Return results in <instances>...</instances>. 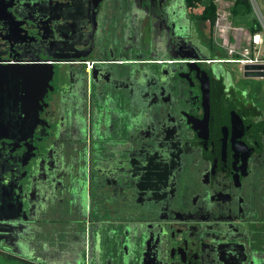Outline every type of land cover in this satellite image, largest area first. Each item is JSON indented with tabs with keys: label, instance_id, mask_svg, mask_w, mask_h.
<instances>
[{
	"label": "flooded vegetation",
	"instance_id": "1",
	"mask_svg": "<svg viewBox=\"0 0 264 264\" xmlns=\"http://www.w3.org/2000/svg\"><path fill=\"white\" fill-rule=\"evenodd\" d=\"M195 8L0 0V254L121 264L94 223L143 219L135 264H262L264 101L204 61Z\"/></svg>",
	"mask_w": 264,
	"mask_h": 264
},
{
	"label": "built area",
	"instance_id": "2",
	"mask_svg": "<svg viewBox=\"0 0 264 264\" xmlns=\"http://www.w3.org/2000/svg\"><path fill=\"white\" fill-rule=\"evenodd\" d=\"M253 16L254 29L235 25L228 11L217 12L213 24V42L215 47L225 55V58L215 57L205 61L229 62L238 65L242 74L246 65L253 66L250 71L262 72L263 75L255 76L264 78V16L255 0H249Z\"/></svg>",
	"mask_w": 264,
	"mask_h": 264
},
{
	"label": "rangeland",
	"instance_id": "3",
	"mask_svg": "<svg viewBox=\"0 0 264 264\" xmlns=\"http://www.w3.org/2000/svg\"><path fill=\"white\" fill-rule=\"evenodd\" d=\"M205 1L206 0H202V3L200 5H198L195 9H193V11L195 13H199L200 10L202 9V5H203V3H205ZM255 1L258 5L260 11L262 12V14L264 16V0H255ZM216 4H217V12H222V11L227 12L228 7L230 6L231 3L228 0H216ZM182 14H183V18L186 20L184 10H183ZM252 18H253L252 14H249L245 17H241V18L235 20L234 23H235V25L242 26V27H244V29H246L248 27V24L252 20ZM186 22H187V20H186ZM189 27H190L189 22H187L186 29H188V31L191 28V27L190 28ZM192 29H194V31ZM192 29L190 30V32L192 33L193 38L195 39L196 43L201 48L200 49L201 53H203L206 57H209V58H215V57L225 58V55H223V54L218 55L219 50L217 49L218 50V52H217L215 49L216 47H214V49H212L206 45L205 41L203 39H201L202 36H200V31H198V29L196 27L192 28ZM202 31L206 37L210 35V28L208 26V23H206L205 27L202 28ZM211 36H212V40H213V29H211ZM212 67L223 76V78L226 80V82H229V84H231L235 88H239V89L244 90V92L247 94L248 97L253 98L252 96L259 94L261 96L262 100L264 101V78L243 76L242 72L238 68V65L235 63L213 62ZM59 70H60V67L57 65L56 66V74L59 73ZM22 245L23 246H19V244H18L17 247H12L11 245L4 246V248L6 249L4 252L6 254H8L11 258L16 259L19 262L23 261L21 259V258H24L23 256H21V254H23V253H24L23 255L27 254L29 257H32V258L35 257L37 259H40L43 262H47L52 256L51 253L48 254L49 251H48V249H46L45 246L40 248V249L34 250V249H32L31 244L29 245V249L26 248L25 244H22ZM7 250H9V251H7Z\"/></svg>",
	"mask_w": 264,
	"mask_h": 264
},
{
	"label": "water",
	"instance_id": "4",
	"mask_svg": "<svg viewBox=\"0 0 264 264\" xmlns=\"http://www.w3.org/2000/svg\"><path fill=\"white\" fill-rule=\"evenodd\" d=\"M177 32H181V28L177 27ZM184 57V56H182ZM196 59L204 60L197 56H191ZM205 61V60H204ZM246 70L243 73L245 77H255L263 75L262 72L250 71L253 66L246 65ZM78 184L74 183L72 185V194L76 192ZM144 227L145 224L143 219L136 221H110L106 219L98 220L94 223V232H96V237L99 243L103 244L105 247L114 249L118 251L120 247H127L128 251L124 252V258L121 264H135L142 256V244L144 237ZM16 257V256H15ZM23 261H27L30 264H36L21 258ZM262 264H264V258H262Z\"/></svg>",
	"mask_w": 264,
	"mask_h": 264
},
{
	"label": "trees",
	"instance_id": "5",
	"mask_svg": "<svg viewBox=\"0 0 264 264\" xmlns=\"http://www.w3.org/2000/svg\"><path fill=\"white\" fill-rule=\"evenodd\" d=\"M186 8H195L202 3V0H183ZM231 1V5L228 7V13L230 18L235 22V20L245 17L251 14V6L249 0H228ZM191 18H193V23L195 27L200 31L201 38L204 39L207 46L214 49L215 45L211 36V29H213V24L217 16V4L216 0H206L202 5V9L197 14H191ZM206 23L210 28V35L205 36L202 31V28L205 27ZM255 27L253 25V19L250 21V29L253 30ZM218 52L217 48H215ZM222 55V52H218V55ZM258 95V94H257ZM24 210L23 205L21 206V211ZM15 221H11L9 219H5L0 221V226H4L3 224H15ZM3 231V230H0ZM0 264H21L19 261L0 254Z\"/></svg>",
	"mask_w": 264,
	"mask_h": 264
},
{
	"label": "crops",
	"instance_id": "6",
	"mask_svg": "<svg viewBox=\"0 0 264 264\" xmlns=\"http://www.w3.org/2000/svg\"><path fill=\"white\" fill-rule=\"evenodd\" d=\"M230 3H232L231 1H230ZM231 5V4H230ZM201 11V10H200Z\"/></svg>",
	"mask_w": 264,
	"mask_h": 264
}]
</instances>
